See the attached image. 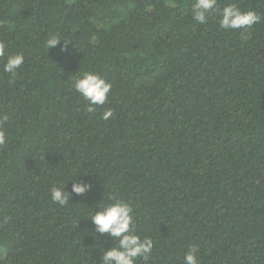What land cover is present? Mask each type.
<instances>
[{
  "label": "trees",
  "instance_id": "trees-1",
  "mask_svg": "<svg viewBox=\"0 0 264 264\" xmlns=\"http://www.w3.org/2000/svg\"><path fill=\"white\" fill-rule=\"evenodd\" d=\"M194 2L0 0L6 55L25 57L15 76L0 57V264H103L117 241L90 213L113 197L153 240L137 264L190 247L199 264H264V0H217L205 24ZM228 4L259 23L222 29ZM85 72L112 85L93 112L73 88Z\"/></svg>",
  "mask_w": 264,
  "mask_h": 264
},
{
  "label": "clouds",
  "instance_id": "clouds-1",
  "mask_svg": "<svg viewBox=\"0 0 264 264\" xmlns=\"http://www.w3.org/2000/svg\"><path fill=\"white\" fill-rule=\"evenodd\" d=\"M217 7V0H195L191 5V16L199 24L207 23ZM260 16L255 11L242 12L236 4H228L220 11L219 25L224 30L251 29L259 23ZM61 44L60 38L53 34L46 40L48 49L56 48ZM61 51H68L65 44ZM0 57H6L3 64L5 73L15 76L25 63L23 53L6 55V45L0 41ZM74 90L88 103L87 111H95L94 106H103L112 88L111 83L95 72H85L82 76L75 78ZM112 116L111 109L103 113V119L108 120ZM8 116L0 115V146L7 142V133L4 129ZM91 185L84 183H73L72 193L83 195L89 191ZM51 199L59 205L68 202L69 194L62 187L50 189ZM103 210L90 213L91 222L95 225L96 232L107 234L117 241L115 247L103 253V264H137L138 259L147 261L154 247L153 240L148 237L141 239L136 234L135 217L132 206L119 198H111ZM198 249L190 247L184 255V264H199L197 258Z\"/></svg>",
  "mask_w": 264,
  "mask_h": 264
}]
</instances>
